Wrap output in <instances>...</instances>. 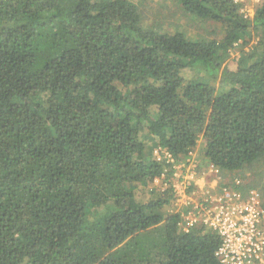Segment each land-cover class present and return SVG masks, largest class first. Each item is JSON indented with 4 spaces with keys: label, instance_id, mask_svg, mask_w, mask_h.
I'll return each instance as SVG.
<instances>
[{
    "label": "trees",
    "instance_id": "obj_1",
    "mask_svg": "<svg viewBox=\"0 0 264 264\" xmlns=\"http://www.w3.org/2000/svg\"><path fill=\"white\" fill-rule=\"evenodd\" d=\"M177 2L223 37L145 25L132 0H0V264H221L217 231L166 212L175 170L145 139L185 159L201 138L224 184L261 189L264 0L253 17ZM256 36L261 54L223 65ZM164 174L163 192L136 197Z\"/></svg>",
    "mask_w": 264,
    "mask_h": 264
},
{
    "label": "built area",
    "instance_id": "obj_2",
    "mask_svg": "<svg viewBox=\"0 0 264 264\" xmlns=\"http://www.w3.org/2000/svg\"><path fill=\"white\" fill-rule=\"evenodd\" d=\"M230 1L240 7L245 17H253L262 0ZM155 156L173 168L178 163L172 152L161 146L155 150ZM187 165L190 167L185 173H175L177 178L172 184L174 200L181 207L180 226L188 231L193 226L205 225L217 231L221 244L216 256L221 264H264V202L259 192L252 189L243 196L236 188L241 183L239 178L233 187L224 184L220 168L212 163L210 175L197 176L193 150L183 161V167Z\"/></svg>",
    "mask_w": 264,
    "mask_h": 264
},
{
    "label": "rangeland",
    "instance_id": "obj_3",
    "mask_svg": "<svg viewBox=\"0 0 264 264\" xmlns=\"http://www.w3.org/2000/svg\"><path fill=\"white\" fill-rule=\"evenodd\" d=\"M132 1H135L139 5L145 18L144 19L145 25H147L148 23L156 24L155 22H157L158 24L159 22H164V25L167 26V28L165 27L166 29L186 32L187 36L191 39H203V38L221 39L225 34V31L221 25L213 21H204L192 15H188L183 10L181 5L177 2V0H132ZM260 4L261 3H259L258 6H260ZM258 41H259L258 36L253 38L249 37L248 43L245 44V46H243L242 45L243 40H239L234 45V47L229 50L231 52L230 58H228L223 65H225V67H233L235 60H237L242 50L253 51L257 49L258 53L261 54L263 52V48L256 47ZM183 74L187 79L195 78L201 75L205 76V73H199L196 69H191V68L186 69L183 72ZM207 77L208 76L206 75L205 78ZM207 79H209V77ZM145 141L148 143V145L152 146L151 154H152V158L155 159L156 158L155 150L160 146L159 143L153 142L152 140L149 139H145ZM198 144L199 147H197V151H199L198 149H200V146L203 144L201 138ZM202 150L204 149L202 148ZM193 151H194V157H196V164H197V168L196 167L195 168L199 171L197 172V176L210 175V171L208 170L211 166L210 165L211 162H208L205 159L204 155L203 154L201 155L200 152L197 153L195 150ZM177 160L178 163L173 168V171L175 170L176 174L185 173L190 166L187 165L183 167V161H185V159H177ZM193 163H195V161H193ZM263 170H264V159H262L260 164L256 166L253 169V171L259 172ZM243 171L246 172L247 170L245 169ZM227 175L225 174V176L228 178L229 177L235 178V175L233 173ZM176 178L177 176L174 178L173 182L176 181L175 180ZM165 182H168L166 181V174L162 176V179H158V181L155 180L152 184L144 185V186L139 185V187L136 189V197L142 201H149L150 199L156 197L158 195L157 193L164 191V189L167 187V183ZM259 183L260 185H262L261 189L260 187H257L255 190L259 192L260 198L264 202V188H263L264 177H262V180H259ZM165 210L167 213H172L181 210V207L174 200L171 201V203L166 206Z\"/></svg>",
    "mask_w": 264,
    "mask_h": 264
},
{
    "label": "crops",
    "instance_id": "obj_4",
    "mask_svg": "<svg viewBox=\"0 0 264 264\" xmlns=\"http://www.w3.org/2000/svg\"><path fill=\"white\" fill-rule=\"evenodd\" d=\"M201 141H202L203 144H204V140L201 139ZM203 144H202V145H203ZM202 145L200 146V149H198L199 151L196 150V152H197V153L200 152L201 155L203 154V150H202L203 146H202ZM197 147H199V144L197 145ZM196 149H197V148H196ZM203 155H204V154H203ZM204 157H205V156H204ZM209 177H210V176H209ZM210 178H212V176H211ZM156 180L158 181V179H156ZM201 180H202V179H201Z\"/></svg>",
    "mask_w": 264,
    "mask_h": 264
}]
</instances>
